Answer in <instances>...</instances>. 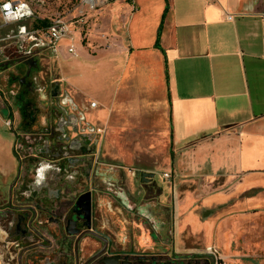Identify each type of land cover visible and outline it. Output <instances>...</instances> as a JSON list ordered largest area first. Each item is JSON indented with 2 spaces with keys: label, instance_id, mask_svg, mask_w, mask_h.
Wrapping results in <instances>:
<instances>
[{
  "label": "crops",
  "instance_id": "obj_1",
  "mask_svg": "<svg viewBox=\"0 0 264 264\" xmlns=\"http://www.w3.org/2000/svg\"><path fill=\"white\" fill-rule=\"evenodd\" d=\"M100 16L92 43L116 77L105 126L115 113L164 126L186 149L182 168L234 182L213 196L206 236L223 264H248V236L235 229L264 217V0H115ZM16 168L13 139L0 134V174Z\"/></svg>",
  "mask_w": 264,
  "mask_h": 264
},
{
  "label": "flooded vegetation",
  "instance_id": "obj_2",
  "mask_svg": "<svg viewBox=\"0 0 264 264\" xmlns=\"http://www.w3.org/2000/svg\"><path fill=\"white\" fill-rule=\"evenodd\" d=\"M16 66L26 70L8 76L18 84L16 108L5 105L17 168L0 174V264H221L212 249L181 254L166 231L159 239L155 172L110 162L102 133L59 80L46 84L42 111L36 62Z\"/></svg>",
  "mask_w": 264,
  "mask_h": 264
},
{
  "label": "rangeland",
  "instance_id": "obj_3",
  "mask_svg": "<svg viewBox=\"0 0 264 264\" xmlns=\"http://www.w3.org/2000/svg\"><path fill=\"white\" fill-rule=\"evenodd\" d=\"M27 1L33 7L30 18L5 24L0 17V46H6L0 49V109L7 111L5 105L9 104L16 108L11 95L18 91V84L8 80L10 72L23 75L26 67L19 69L17 63L24 61L31 65L35 61L32 96L42 111L49 107L46 84L54 79L59 80L97 127L103 129L101 140L110 162L121 164L126 172H155L157 198L153 212L159 216L155 218L158 231L160 225L163 227V236H159V239L164 237L166 231L173 250L181 254L206 253L209 248H214L212 242L207 240L205 230V223L212 220L218 209L212 199L219 191H227L235 183L226 182L223 176L212 175L204 169L192 172L182 168L180 160L186 149L171 143L170 132L164 126L154 122L141 125L132 117L116 113L112 116L111 124L105 126L106 112L115 102L112 89L116 77L111 71L107 74L102 72L100 46L92 41L101 37V29L105 25L100 16L103 9L115 0H109L96 10L88 8L83 0ZM42 22L46 25H42ZM44 27H47L46 30ZM59 27L65 33L56 39L53 33ZM8 64L12 67L6 71ZM93 102L97 103L96 107H91ZM102 105L106 106L107 111ZM0 134L12 137L16 156L15 133L8 126L0 124ZM241 213L243 211L237 210L232 214ZM251 213H254L253 206L248 209V214ZM223 230L233 229L227 224ZM235 230L242 231L241 236H248V255L251 256L248 264H262L264 217L248 215V225H240ZM160 242L163 244V239Z\"/></svg>",
  "mask_w": 264,
  "mask_h": 264
},
{
  "label": "built area",
  "instance_id": "obj_4",
  "mask_svg": "<svg viewBox=\"0 0 264 264\" xmlns=\"http://www.w3.org/2000/svg\"><path fill=\"white\" fill-rule=\"evenodd\" d=\"M91 10H96L98 7L104 6L109 0H83ZM33 15V7L30 1L27 0H0V17L5 24H13L21 22ZM233 17L229 16L228 19ZM65 31L60 27L54 30V37L59 39ZM97 103H91V107H96ZM8 126L10 120L8 121ZM98 132L102 133L103 129L98 128ZM212 248H210L211 250ZM214 251V249H212Z\"/></svg>",
  "mask_w": 264,
  "mask_h": 264
},
{
  "label": "trees",
  "instance_id": "obj_5",
  "mask_svg": "<svg viewBox=\"0 0 264 264\" xmlns=\"http://www.w3.org/2000/svg\"><path fill=\"white\" fill-rule=\"evenodd\" d=\"M113 1V0H112ZM128 2H131V0H127ZM166 9H167V7H166ZM42 25H46L45 24V22H42ZM37 27H42L41 25H37ZM161 27H162V25L160 26V28H159V31H158V38H157V42H156V46L157 47H160V44H159V34H160V32H161ZM46 28L47 27H44V29L46 30ZM220 263L221 264H223V261L220 259Z\"/></svg>",
  "mask_w": 264,
  "mask_h": 264
},
{
  "label": "water",
  "instance_id": "obj_6",
  "mask_svg": "<svg viewBox=\"0 0 264 264\" xmlns=\"http://www.w3.org/2000/svg\"><path fill=\"white\" fill-rule=\"evenodd\" d=\"M142 175H150L151 177H154V173H145V172H143Z\"/></svg>",
  "mask_w": 264,
  "mask_h": 264
}]
</instances>
